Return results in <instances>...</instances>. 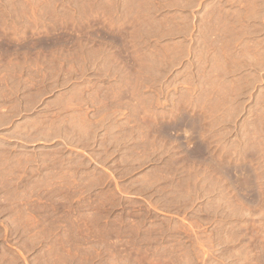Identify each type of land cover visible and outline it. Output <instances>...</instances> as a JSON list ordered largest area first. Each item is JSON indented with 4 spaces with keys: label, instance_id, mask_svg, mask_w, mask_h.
Here are the masks:
<instances>
[{
    "label": "rangeland",
    "instance_id": "obj_1",
    "mask_svg": "<svg viewBox=\"0 0 264 264\" xmlns=\"http://www.w3.org/2000/svg\"><path fill=\"white\" fill-rule=\"evenodd\" d=\"M0 264H264V0H0Z\"/></svg>",
    "mask_w": 264,
    "mask_h": 264
}]
</instances>
